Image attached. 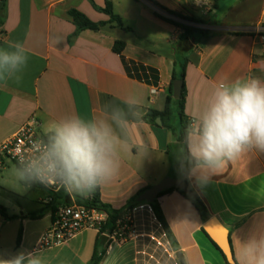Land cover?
I'll return each mask as SVG.
<instances>
[{"label": "crops", "instance_id": "1", "mask_svg": "<svg viewBox=\"0 0 264 264\" xmlns=\"http://www.w3.org/2000/svg\"><path fill=\"white\" fill-rule=\"evenodd\" d=\"M106 1L7 0L0 46L18 41L29 59L19 83L0 84V145L31 118L38 120L44 134L54 120L69 115L91 119L101 115L107 104H122L129 95L136 96L141 101L142 120L134 121L128 130L129 150L121 151L117 174L97 187L100 200L114 209L133 205L135 235L124 243L104 238L106 254L100 264H180L177 252L183 254L185 264H226L203 233L199 212L180 193L174 191L158 199L178 251L173 250L150 202H139L147 190L166 178H185L175 136L147 117L151 111L165 109L173 72L175 68L180 71L178 63L186 61L183 84L188 120L219 82L243 76L264 79V41L260 35L264 0H222L217 7L211 0H110L130 31L107 27L77 32L69 12L77 10L93 22L108 21L109 17L96 9L103 8ZM165 19L207 34L186 35L182 27ZM117 41L125 44L121 54L114 52ZM153 89L159 93L151 102ZM189 181L206 204L210 218L217 217L227 228L239 264V241L264 231V153L247 152L227 162L221 174L207 184ZM21 187L24 195L15 196L28 201L29 209L10 215L4 208L12 220L0 214V225L22 224L21 244L17 245L19 231L14 245H6L0 231V258L23 251L35 252L43 264H88L98 235L95 230H86L57 248L35 249L53 215H46L50 220L46 230L30 232L29 222L37 220L27 215L43 206L40 200L47 192L36 184ZM65 195L77 200L84 197Z\"/></svg>", "mask_w": 264, "mask_h": 264}, {"label": "clouds", "instance_id": "2", "mask_svg": "<svg viewBox=\"0 0 264 264\" xmlns=\"http://www.w3.org/2000/svg\"><path fill=\"white\" fill-rule=\"evenodd\" d=\"M18 41L0 46V84L19 83L28 63ZM141 101L129 95L122 104L109 103L91 119L69 115L50 122L13 167L18 184L57 185L69 194L91 195L118 172L121 151H128L127 133L142 120ZM178 163L188 179L207 184L227 162L247 152L264 153V79L243 76L219 82L203 107L190 116ZM239 264H264V231L239 241ZM0 264H43L35 252H17Z\"/></svg>", "mask_w": 264, "mask_h": 264}, {"label": "trees", "instance_id": "3", "mask_svg": "<svg viewBox=\"0 0 264 264\" xmlns=\"http://www.w3.org/2000/svg\"><path fill=\"white\" fill-rule=\"evenodd\" d=\"M214 3V7H217L219 2L222 0H211ZM92 2V1H91ZM1 3V15H0V25H2V14L6 10V3L7 0H0ZM96 7V6H95ZM96 9L105 14L106 16L109 17L108 21H101V22H93L91 21L86 15L83 13L77 11V10H71L69 12V15L72 17L75 26L77 27V32H81L84 30H93V31H100L104 28H120L125 31H130L128 27H126L122 21V19L115 14L114 9H113V4L111 3L110 0L106 1V4L103 8H97ZM180 17V16H178ZM182 18V17H180ZM186 19L190 22L198 23L201 24L202 21L194 19V18H182ZM166 21L175 24L179 27H182L185 31V34H194V33H201V34H207L206 31L196 29V28H189V27H184L181 26L180 24L176 23L172 19H165ZM125 49V44L121 41H117L114 45V52L116 54H121ZM176 66H180V71L177 73L176 68L175 71L173 72L172 80L173 82L177 79H181L184 81L185 77V69H186V61L181 63L176 64ZM175 66V67H176ZM186 88L185 85L183 84V89H182V94L179 99H175L173 97V83L170 85L169 88V95L166 100V107L162 112L159 111H151L150 114L148 115V120L153 124L157 125V119H161L162 126L166 129H168L173 136H175L178 144L180 145L183 142V136H184V130L186 129L187 125L189 124L190 120H188L187 116L185 115V103H186ZM176 105L177 107V115H178V120H179V127L178 130H176L174 127L171 125V121L174 118V111H173V105ZM185 180L187 181V184L189 186L190 193L186 194L179 188H169L167 190L162 191L158 198L155 200V202H150L149 205L153 210V213L157 220L160 222L162 225L167 238L173 248V250L178 251L179 250V245L178 242L173 235L171 229L169 228V225L165 219L164 213L162 211L161 205L158 201L159 198H161L164 195L170 194L174 191L180 193L183 197H185L199 212L200 217L205 223L208 219H210V215L208 212V208L206 204L203 202V200L199 197L197 192L194 190L192 185L190 184L189 179L185 175ZM93 198L91 200H86L83 197L78 198V203L82 205H87L91 207H96L104 212L107 213L108 215V220L106 224L103 226L101 233L97 235L96 243H95V248L93 251V255L91 257V260L88 262V264H100L101 261L103 260V257L106 254V247L105 242H104V237L102 233H107V234H112L115 230L116 227V222L123 216V214L128 210L132 209L133 205H128L125 207L124 210H116L112 206L103 203L100 200V193L98 188L92 193ZM69 202V197H67L64 193H60L59 195L54 197V202H52L49 205L42 206L39 208L37 211L29 213L27 215V218L31 220H38L42 219L48 214L53 215L58 207V205L62 203H68ZM0 214L5 218V220H12L14 217H9L6 214V211L4 208L0 207ZM203 233L207 236L211 244L219 251L221 256L223 257L224 261L226 264H238L234 254H233V262H228L222 253V251L218 248V246L210 239L208 234L205 232V230L202 228ZM230 238V237H229ZM22 240V229H20L18 238H17V245L21 244ZM231 242V240H230ZM107 244H109L107 242Z\"/></svg>", "mask_w": 264, "mask_h": 264}, {"label": "built area", "instance_id": "4", "mask_svg": "<svg viewBox=\"0 0 264 264\" xmlns=\"http://www.w3.org/2000/svg\"><path fill=\"white\" fill-rule=\"evenodd\" d=\"M261 38L264 41V29L261 30ZM159 90L150 91V101L153 102ZM44 137L40 131V124L36 118H31L23 124L17 132L3 144L0 145V171L7 166V163L17 164L19 156L27 154L35 141ZM39 187L47 192V196L40 200L44 206L54 202V197L66 191L57 185L45 186L37 183ZM86 200L93 198L92 194L83 197ZM108 220L106 212L87 205L78 203V200L69 197L68 203L58 205L50 227L41 235L35 249L46 250L57 248L76 238L86 230H95L101 233L103 226ZM103 237L110 243H124L135 235L133 208L128 209L116 222L112 234L102 233Z\"/></svg>", "mask_w": 264, "mask_h": 264}, {"label": "rangeland", "instance_id": "5", "mask_svg": "<svg viewBox=\"0 0 264 264\" xmlns=\"http://www.w3.org/2000/svg\"><path fill=\"white\" fill-rule=\"evenodd\" d=\"M174 111V118L171 121L172 127L178 130L179 127V120L177 115V107L173 105ZM174 147V146H173ZM177 153V151H176ZM14 164H10L9 169L7 171H0V206L7 209V213L12 214H19L21 208L25 210L28 208V201L23 199H18L16 195H24V190L22 189V185L18 184L15 180L13 175V167ZM34 206V204L32 205ZM31 206V207H32ZM50 220L49 217L46 216L44 220H37L29 222L30 232L39 233L43 230H46L49 226ZM22 224L20 222H11V223H4L2 222L1 232L4 237V243L6 245H14L16 241V236L18 234L19 228ZM33 235H31L32 237ZM30 238V237H29Z\"/></svg>", "mask_w": 264, "mask_h": 264}, {"label": "water", "instance_id": "6", "mask_svg": "<svg viewBox=\"0 0 264 264\" xmlns=\"http://www.w3.org/2000/svg\"><path fill=\"white\" fill-rule=\"evenodd\" d=\"M182 89L183 81L181 79L175 80L173 83V97L175 99H179L181 97ZM157 124H162L161 119H157ZM169 188H179L186 194L190 193L187 181L182 175H179L178 177H168L157 186L147 190L144 195L141 196L139 202L148 201L153 203L162 191ZM203 229L208 234L210 239L222 251L226 260L228 262H233L232 245L229 238V232L225 225L217 217H212L204 223ZM177 258L180 264H185L184 256L181 252H177Z\"/></svg>", "mask_w": 264, "mask_h": 264}]
</instances>
